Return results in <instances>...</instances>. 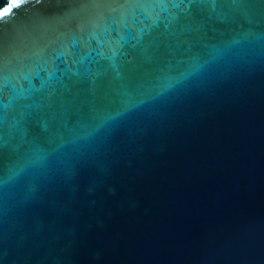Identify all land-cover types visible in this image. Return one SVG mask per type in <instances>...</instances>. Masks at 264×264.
I'll use <instances>...</instances> for the list:
<instances>
[{
  "label": "water",
  "instance_id": "95a60500",
  "mask_svg": "<svg viewBox=\"0 0 264 264\" xmlns=\"http://www.w3.org/2000/svg\"><path fill=\"white\" fill-rule=\"evenodd\" d=\"M6 3L0 0V8ZM121 3L29 0L0 23V66L5 75L18 77L13 80L17 91L32 90L30 96H21L5 88L0 95V104L8 105L3 109L8 143L0 148V248L5 264H264V75L252 74L264 65L260 5L247 7L248 18L245 7L226 3L215 11L208 6L197 16L208 37L201 56L213 67L209 83L214 90L207 104L188 108L168 128L182 102L161 107L150 99L155 84H144L145 94L127 99L144 102L143 120L134 123L139 127L155 121L154 136L147 145L130 141L131 153L107 183L85 180L77 187L59 180L67 167L101 146L104 130L93 134L98 121L73 117L63 140H50L35 120L15 123L13 117L28 111L22 106L47 87L52 65L46 71L44 61L73 38L74 58L86 55L90 27L81 32L79 25L97 18L119 20L121 12L132 10ZM145 12L167 16L149 5L136 9L137 19ZM163 32L161 24L153 35ZM122 33L121 28L111 36ZM90 46L96 48V41ZM122 51L129 53L127 58L136 55L127 45ZM72 59L67 64L64 58L55 61L61 69L57 75L77 67ZM98 62L107 64L92 51L87 66L95 70ZM149 71L145 69L146 78ZM225 81L228 87L215 89L216 82ZM89 103L88 98L81 101L82 106ZM122 107L117 99L102 115L119 123L123 117L116 113Z\"/></svg>",
  "mask_w": 264,
  "mask_h": 264
},
{
  "label": "snow or ice",
  "instance_id": "6c2138e0",
  "mask_svg": "<svg viewBox=\"0 0 264 264\" xmlns=\"http://www.w3.org/2000/svg\"><path fill=\"white\" fill-rule=\"evenodd\" d=\"M29 0H7L6 6L0 8V23H6L12 17L17 8L23 7ZM119 3V0H114ZM228 4L234 7H245L243 13L248 18L250 13L248 6L260 5L264 8V0H124L121 8L126 5L131 11L121 12L119 20L112 19L110 22L103 18L89 20L79 25L80 31H88L86 43L89 52L86 55H77L72 51L76 46V39L73 38L70 45H65L56 52L50 60H45V69L52 65L48 72L47 87H42L40 96L31 104H25L22 108L28 111H21L19 118L13 117L16 124L27 123L29 119L38 122L49 132L50 140H63L64 131L69 129L73 123V117L78 121L85 119L98 121L94 127V133L104 130L101 146L93 148L90 154L82 155L75 163L67 167L59 178L61 184L65 181L77 187H83L81 181L93 180L100 183H107L111 172L120 165L123 158L131 153L132 144L135 140L139 145H147L154 136L155 121H144L139 127L135 121L143 120L144 103H132L130 99L136 94L143 95L144 84L152 82L155 84L154 94L150 99L155 104L175 105L176 100L182 103L175 112L174 119L166 123V127L172 128L188 108L205 106L208 102V93L214 90L210 85V77L213 67L210 62L203 60L201 48L207 47L202 44L207 39L204 31V24L197 20L208 6L213 11L221 5ZM161 8L167 16L162 18L159 14L149 15L142 13L143 19H137L136 9ZM169 9L175 11H169ZM163 25L164 32L153 35V30ZM118 26V27H113ZM118 38H112L111 33H120ZM187 37V39H181ZM147 38V39H146ZM96 41V48H91V41ZM134 41V43H133ZM183 41L182 43L178 42ZM125 45L132 48L136 55L127 58L129 53L122 51ZM96 51L102 60L107 64H100L95 70L87 66L86 62L91 57V52ZM125 57L122 62L119 58ZM179 57V58H177ZM64 58L67 64L69 58L76 68H66L63 75H57L61 69L55 64L56 60ZM149 73L145 74V69ZM68 72L72 75L68 76ZM38 74V73H37ZM253 76L264 75V65L255 67ZM67 76V81L65 80ZM73 76L75 79H73ZM14 77L4 74V67L0 66V95L8 88L10 93H18L23 96L25 92L32 94L31 89L21 88L17 91L13 83ZM23 79L31 81V78L24 74ZM70 81V82H69ZM229 83L216 82L215 89L226 88ZM152 92L153 89H148ZM28 98V97H25ZM88 98L90 103L81 105V101ZM119 99L122 103V110L116 113L123 119L116 124L111 123L112 116H103L102 112L107 104L114 103ZM7 104H0V148L7 145L5 136V125L7 114L3 111ZM26 135V129L24 130ZM98 171L107 173L99 176ZM75 187L72 188L74 192ZM0 264H5L4 252L0 248Z\"/></svg>",
  "mask_w": 264,
  "mask_h": 264
}]
</instances>
